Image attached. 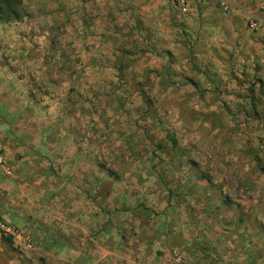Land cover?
Returning <instances> with one entry per match:
<instances>
[{"label": "rangeland", "instance_id": "1", "mask_svg": "<svg viewBox=\"0 0 264 264\" xmlns=\"http://www.w3.org/2000/svg\"><path fill=\"white\" fill-rule=\"evenodd\" d=\"M19 1L20 18L52 29L58 50V101L37 104L57 115L26 127L44 131L51 171L71 178L51 185L70 191L72 214L88 202L92 233L58 248L24 229L30 246L0 234V264H150L174 251L183 264H264L257 31L245 21L234 33L219 0H188L186 11L172 0ZM103 232L110 253L97 260Z\"/></svg>", "mask_w": 264, "mask_h": 264}, {"label": "crops", "instance_id": "2", "mask_svg": "<svg viewBox=\"0 0 264 264\" xmlns=\"http://www.w3.org/2000/svg\"><path fill=\"white\" fill-rule=\"evenodd\" d=\"M199 2L207 3L208 0ZM229 2L231 9L226 14L234 16L231 21L234 33L240 32V26L246 31L244 22H248L250 18H256L260 23V28L256 30L259 40L256 45L260 54L264 55V0ZM249 2L251 3L248 4ZM52 31L36 18L31 20L23 16L17 20H0V120L3 123L0 122V140L3 143L4 159V167L0 169L6 173L5 176H0V212L6 221L22 228H19L21 232L24 229L35 241L41 242V245L49 238L53 243H49L50 247L58 248L73 244L65 235L73 236L71 234L86 231L91 237L92 230L88 202L86 201L85 211L82 208L80 213L72 214L73 208L70 204L74 198L70 191L66 190L64 185H51L54 181L60 184L68 183L71 178L65 174L54 176L56 171H51L49 158L53 149L47 143L44 131L41 129V132L37 133L35 126L26 127L31 125L30 118L39 119L37 116L40 115L42 119H46L57 115L51 110L41 112L37 105L58 101L54 87L58 77L55 65L58 50L51 46V39L54 37ZM262 64L260 69L264 68V58ZM39 160L42 168L29 166ZM27 180L31 184L37 183L40 191L37 196L25 193L27 187L30 189ZM33 188H36L34 184ZM51 191H55L52 198L55 206L52 209L46 203ZM26 198L30 201L27 207ZM80 223H86L83 230L78 226L77 230L76 226L71 227ZM62 231H65L64 235L61 234ZM105 233L93 236L97 260L105 259L108 257L105 254L110 253L108 248L99 245L104 240Z\"/></svg>", "mask_w": 264, "mask_h": 264}, {"label": "built area", "instance_id": "3", "mask_svg": "<svg viewBox=\"0 0 264 264\" xmlns=\"http://www.w3.org/2000/svg\"><path fill=\"white\" fill-rule=\"evenodd\" d=\"M205 2L207 0H200ZM173 4L181 11L188 10V0H172ZM219 6L222 12L227 13L230 11V3L229 0H219ZM248 26L251 30H258L260 28V23L256 18H250L248 20ZM0 167H4V159H3V143L0 140ZM0 234L11 238L13 241L17 242L18 245L30 246L31 243L29 239L22 234L19 228H17L14 224L6 221L3 216L0 215ZM167 260H157L152 262L151 264H183L184 257L177 251H174L172 255ZM144 264V263H140Z\"/></svg>", "mask_w": 264, "mask_h": 264}, {"label": "trees", "instance_id": "4", "mask_svg": "<svg viewBox=\"0 0 264 264\" xmlns=\"http://www.w3.org/2000/svg\"><path fill=\"white\" fill-rule=\"evenodd\" d=\"M19 0H0V20L11 21L21 17ZM10 239V238H7Z\"/></svg>", "mask_w": 264, "mask_h": 264}]
</instances>
